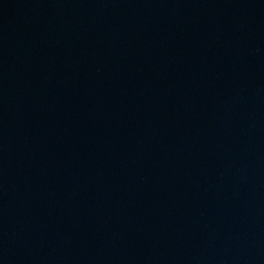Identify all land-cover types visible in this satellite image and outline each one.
<instances>
[{
  "label": "water",
  "instance_id": "1",
  "mask_svg": "<svg viewBox=\"0 0 264 264\" xmlns=\"http://www.w3.org/2000/svg\"><path fill=\"white\" fill-rule=\"evenodd\" d=\"M0 264H264V0H0Z\"/></svg>",
  "mask_w": 264,
  "mask_h": 264
}]
</instances>
